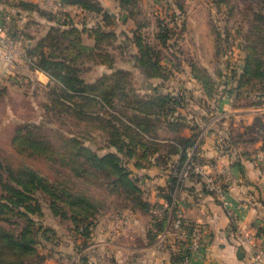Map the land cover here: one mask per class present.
I'll return each instance as SVG.
<instances>
[{"label":"trees","instance_id":"1","mask_svg":"<svg viewBox=\"0 0 264 264\" xmlns=\"http://www.w3.org/2000/svg\"><path fill=\"white\" fill-rule=\"evenodd\" d=\"M184 1L166 0L171 11L168 10L169 14L164 18H155V36L150 41L144 32L150 22L137 19L139 10L136 8L140 0H118L121 12L135 23L129 40L138 49L137 65L146 78L161 81L157 87H152L149 82L144 87H135L133 73L115 67L116 58H123V47L116 46L114 32L105 30L114 15L98 0H60L61 4L75 5L87 13L101 16L103 24L88 30L93 37L91 47L84 45L81 38V33L87 30L75 26L68 14L40 12L53 25L34 44L24 43L26 54L33 60L32 65L26 64L47 74L53 84L46 92L48 103L44 107L47 115L38 121L23 120L13 126L8 132V148L0 147V264H45L50 258L43 254L42 247L44 242L54 241L56 234L39 220L44 214L43 204L51 216L69 221L72 236L78 241L74 248L81 255L79 262L86 264L88 240L99 217L107 211L105 200L93 194L87 184L97 183L109 194L122 197L124 207L139 208L143 212L151 210L138 178L128 168L131 162L140 169L159 166L169 170L170 183L166 190H160L166 208L158 206L160 216L152 214V222L158 230L166 226L168 218L175 217L174 194L188 181L201 183L199 175L181 176L189 160L187 150L194 148L191 161L201 165L200 130L187 138L175 135L174 143L161 144L146 138L168 129L178 132L179 123L173 121L172 116L177 108L187 104L184 88L177 87L173 92L160 90L164 89L162 84L181 72V61L176 53L182 54L177 46L179 34L185 28L182 19ZM210 2L217 12L221 7H229L226 0ZM239 5L234 3L230 9ZM21 8L36 9L32 5ZM250 9V17L244 18L247 24L244 32L234 24L231 28H218L214 22L216 26L211 28L218 70L212 75L205 69L193 68L195 78L209 99L222 94L236 99L252 97L254 101L250 105L264 104V2L252 3ZM11 36L19 38L15 33ZM108 46L118 50L119 54L110 53ZM233 46L242 54L238 62L228 58L227 53L232 52ZM87 60L105 63L112 72L87 83L83 77L88 71ZM168 61L174 63L173 68L167 69L163 65ZM149 89L154 91L153 94L145 92ZM48 113L59 119L73 116L79 121L104 122L102 144H96L90 134L73 130L61 132L51 126L53 117ZM263 118L255 117L245 127L243 135L236 137L250 143L261 138L264 143ZM52 138L59 144H54ZM175 155L179 158L173 164L170 159ZM34 161L57 166L54 167L56 178L52 180L33 166ZM62 167L68 170H60ZM71 176L81 180L85 188L71 182ZM184 223L182 220L180 229L189 231L190 226ZM184 255L183 252L175 254L172 264H180Z\"/></svg>","mask_w":264,"mask_h":264},{"label":"crops","instance_id":"2","mask_svg":"<svg viewBox=\"0 0 264 264\" xmlns=\"http://www.w3.org/2000/svg\"><path fill=\"white\" fill-rule=\"evenodd\" d=\"M98 1L105 10L114 15L105 30L114 32L117 37L116 46L123 47V58H116L115 67L131 71L135 87H144L147 82L152 87L159 86V79L146 78L137 65L138 49L129 40L135 28L134 21L121 12L118 0ZM146 4L147 8H155V17H165L160 8L163 4L167 6L166 0H149ZM23 5H32L36 9H22ZM203 6L211 7L210 10L213 7L209 0L207 3L204 0H185L182 17L185 23L183 36L193 34L189 36L196 39L193 40L195 45L188 51L189 55L198 54L199 63L196 58H186V52L176 53L181 61V72L175 73V77L162 84L164 89H160L161 92H173L177 87L186 90L187 104L177 108L172 116V120L179 123L180 129L178 132L168 129L158 132L157 136L146 138L161 144L174 143L175 135L187 138L194 131L200 130L203 171L206 175H214L217 178L235 211L232 218L227 207L205 186L203 178L201 183L188 181L174 194L183 221L188 226L201 228L204 234V251L197 254L193 264H264V259L255 258L256 254L245 241L248 238L264 254V143L261 138L250 143L244 141V138L239 140L236 137L237 134L243 135L245 127L249 126L255 117L264 116V104L250 105L254 101L252 97L236 99L235 96L222 94L212 99L206 97L200 82L194 76L193 68L205 69L213 75L219 65L215 57V36L209 28V20L202 11L200 15L203 16L197 18L194 15L197 14V9ZM0 11L6 18L9 33L17 34L23 38V43L28 42L31 45L44 37L48 28L53 25V22L48 21L40 12L68 14L75 26L80 30H87L81 33V38L83 44L88 47L93 45V37L89 35L88 30L96 24H103L101 16L87 13L75 5L61 4L60 0H0ZM32 25L40 27V31L36 34L31 32ZM154 32L155 29L145 33L153 39ZM206 39H209L207 46ZM107 49L110 53L119 54L112 46ZM206 55L209 56L210 62L203 61L202 57L207 58ZM180 56L183 58L180 59ZM214 59L217 67L212 62ZM118 60L122 63L118 64ZM163 65L171 69L174 63L168 61L163 62ZM86 67L88 70L96 69L92 80L84 78L87 83L112 72L111 68L101 62L87 63ZM180 74L183 78H178ZM31 81L37 82L47 90L53 84L47 74L31 69L21 59L7 65L4 50L0 49V98L5 87ZM151 90L145 92L153 94L154 91ZM178 158V155L172 156L171 163H176ZM128 168L133 176L138 178V185L144 192L143 197L150 204L151 210L143 212L139 208L123 206V226L114 230L111 226L109 228V225L106 228L102 223L97 224L88 242L97 236L98 246L97 249L92 248L93 246L87 248L86 264H172L173 256L181 253L184 247L185 232L188 230H175L171 218L166 220L167 224L162 230H158L152 222V214L160 216L161 213L156 207L166 208L160 192L166 190L170 183L169 170L159 166L140 169L132 162ZM101 226L104 228H100ZM122 231L123 243L115 241L116 235ZM181 234L184 236L179 239Z\"/></svg>","mask_w":264,"mask_h":264},{"label":"rangeland","instance_id":"3","mask_svg":"<svg viewBox=\"0 0 264 264\" xmlns=\"http://www.w3.org/2000/svg\"><path fill=\"white\" fill-rule=\"evenodd\" d=\"M147 1L149 0H140L139 7L136 8V10H139L137 19H139L142 22H145L146 20L150 22V25L144 29V32L150 33L154 30L153 29L155 25L154 21L156 17L153 14L155 8L154 9L147 8L146 6ZM204 1L207 3L208 0H204ZM226 1L228 2L229 7L227 8L221 7L222 9L221 8L219 10L217 9L218 12L216 11L215 7H212V9L210 10L211 7L203 6V7H199L197 9L198 10L197 14L195 13L194 15L197 18L198 16H203L200 15V11H202L205 17H207L209 20L208 25L210 29L216 26L215 23L217 24L218 28H222V27L231 28L232 25L234 24L236 26L238 25L237 27L240 26L241 31L244 32L247 30V24L244 23L245 21L244 18L250 17V13H251L250 5L252 3L263 4L264 2V0H226ZM234 3L235 4L239 3L240 5L234 10L230 9V6H232ZM168 10H170V8H167V6L164 4L163 7L160 8L161 14H163V16L169 14ZM38 31H40V27L35 25L31 26V32L36 34L38 33ZM183 32L182 34H179L180 41L178 42L177 50L186 52L184 55L186 58L188 59L196 58L197 59L196 62L199 63L200 61L198 60L200 58L199 55L198 54H195L194 56L189 55L188 52L195 45L193 40L196 39L189 36V35L193 36V34L184 35L185 36L184 37ZM19 38L23 39L21 37ZM149 40L152 41V37L150 35H149ZM208 42L209 39H206L205 46H207L206 44ZM236 49L237 48L233 46L232 52L227 53L228 58L231 62L232 61L238 62L242 56V54ZM224 52L225 50H223V53ZM177 54L179 53L177 52ZM181 56L180 59L183 58ZM208 58L209 56L207 58L202 57L205 63L211 61ZM223 60H226V57H223ZM87 62L89 63L90 60H87ZM212 62L215 63V67H217L216 59L212 60ZM119 63L121 64L122 62L118 60V64ZM98 72L99 71H97V73ZM95 73H96V69H91L88 70L83 77L86 80H90V79L92 80V78L95 76ZM178 78H183V75L180 74ZM46 92L47 89L42 88L37 84V82L35 83L33 81L25 84H20V85L13 84L5 87L4 94L0 98V147H2L4 150L8 148L7 146V142L9 139L8 132L12 131L13 126L20 124L21 122H23V120L38 121L41 116L47 115V113L45 114L46 109L44 107V105L48 103ZM48 114L52 116L51 113ZM52 117L53 119H51V123H52L51 126L60 129L61 132L73 130L77 133H84L87 135L90 134V136L93 138L96 144H102L103 131L101 127L104 126L105 124L104 122H99L97 120H92L90 122H85L81 120L79 121L76 118H73V116H68V117L65 116L64 118L61 119H59V116H55V115H53ZM53 139H54V144H59L55 140V138H52V140ZM32 164L36 168L41 169L52 180L56 178L57 174L55 173L54 167L57 168V166H54L53 163L44 162V161H34L32 162ZM60 170L66 171L68 169L62 167ZM62 175L63 174H61L60 176ZM65 177L66 175L64 176V178ZM71 182L75 183V185L79 186V188L82 186L81 189L83 187L85 188V185H81V180H77V178L73 176H71ZM87 186L93 192V194L105 200L104 208L107 211L104 213V215L99 217L97 224L102 223L103 225H105L106 228L109 225V228L111 226V228L114 230L117 229L118 227H121V225L123 226V198L119 197L116 194H109L106 189H103V187L97 183L87 184ZM116 206H118L119 208H117ZM43 210H44V214L39 219L40 222L44 226L51 227L56 234V238L54 239V241L43 243L44 246V248L42 247L43 254H47L48 256L50 255V258L46 260L45 264H78L79 262L77 261L76 256L80 254L76 253L74 248V246H76L75 241H77V239L76 237L72 236V232L70 231L71 225L69 221L67 220L61 221L58 218L51 216L45 204H43ZM100 228L103 229L104 227L101 226ZM95 237L93 238V241H89L88 244L89 247L93 246L92 248L95 247L97 249L99 241H98V237L97 236ZM115 241L123 243V231L120 232L118 235H116Z\"/></svg>","mask_w":264,"mask_h":264},{"label":"built area","instance_id":"4","mask_svg":"<svg viewBox=\"0 0 264 264\" xmlns=\"http://www.w3.org/2000/svg\"><path fill=\"white\" fill-rule=\"evenodd\" d=\"M1 1H5V0H1ZM0 49L4 50V60L7 65L13 64L18 59L23 60L27 64L30 65L33 64V60L31 59V57H29L26 54L22 39L13 38L11 36V33H9V28L6 22V18L3 15V13H1V11H0ZM193 149H189L186 151L189 160L187 159V163L185 164L184 169L181 173L182 178H186L191 174L201 176L206 184V187L213 193L215 197H217L224 204V206L227 207L230 216L234 218L235 211L231 205V202L226 197L224 188L221 186L217 178L214 175H206L201 165L191 161ZM174 216L175 217L171 221L172 226L174 227L175 230H181L180 226L182 224L183 218L181 211L179 210V207H177ZM189 226H190V230L188 232H185V237L183 241L184 247L181 250V253L183 252V254L185 253V255L183 256V259L180 264H193L194 258L197 256V254L204 251L205 248V238L201 228L192 225ZM182 236L184 235L181 234L178 238L181 239L180 237ZM245 241L246 243L250 244L251 249L256 254L255 258L260 257L263 260L264 254L261 252V250L255 244H252L248 238L245 239ZM76 258L77 261L79 262L80 256L77 255ZM78 264H80V262Z\"/></svg>","mask_w":264,"mask_h":264}]
</instances>
